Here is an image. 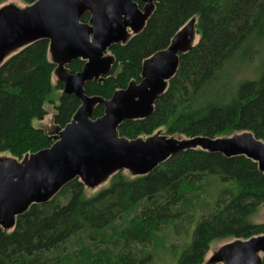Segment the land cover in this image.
<instances>
[{
	"label": "trees",
	"instance_id": "trees-1",
	"mask_svg": "<svg viewBox=\"0 0 264 264\" xmlns=\"http://www.w3.org/2000/svg\"><path fill=\"white\" fill-rule=\"evenodd\" d=\"M192 19L198 43L179 55L178 71L153 113L123 122L119 136L134 140L162 131L215 139L250 132L264 143V0L157 3L141 33L110 48V74L86 83L85 94L107 100L139 82L143 63ZM83 65L79 59L67 68L74 74ZM251 67L254 79L240 76ZM55 69L45 40L16 51L0 66V154L21 161L52 145L53 133L32 125L47 115V104L54 107L53 128L71 121L80 102L62 94L60 82L52 84ZM103 111L97 105L93 118ZM85 190L74 180L48 203L18 216L11 231L0 228V264H153L157 256L174 258V264H203L214 241L264 235V224L252 221L264 203V175L243 156L188 150L146 176L118 172L92 196Z\"/></svg>",
	"mask_w": 264,
	"mask_h": 264
},
{
	"label": "water",
	"instance_id": "water-1",
	"mask_svg": "<svg viewBox=\"0 0 264 264\" xmlns=\"http://www.w3.org/2000/svg\"><path fill=\"white\" fill-rule=\"evenodd\" d=\"M35 0L25 8L0 9V66L11 55L39 41L48 42V55L56 66L62 94L73 95L80 105L71 121L49 148L26 155L21 161L0 160V228L11 231L18 216L32 205L48 203L67 184L80 181L94 188L122 171L133 177L146 176L172 156L188 150L243 156L257 164L264 175V143L250 132L221 138H176L160 133L128 140L118 128L126 121L146 119L154 104L176 75L179 55L195 44V19L187 22L167 48L147 59L141 80L117 90L110 99L87 96L86 83L107 77L114 65L108 53L141 33L155 5L163 0ZM88 15V21L82 18ZM84 61L71 73L67 66ZM97 105L103 115L93 118ZM264 235L224 244L208 264H263Z\"/></svg>",
	"mask_w": 264,
	"mask_h": 264
},
{
	"label": "rangeland",
	"instance_id": "rangeland-1",
	"mask_svg": "<svg viewBox=\"0 0 264 264\" xmlns=\"http://www.w3.org/2000/svg\"><path fill=\"white\" fill-rule=\"evenodd\" d=\"M27 5L28 4H25L22 0H6L5 2L0 4V9L2 7H5V6H13V7H16V8L23 9ZM198 41H199V36H196L195 40H194V44H197ZM11 55H12V53H11ZM11 55H9V56H11ZM49 59H50V56H49ZM253 68H254V64H253ZM253 68L252 67L251 68H246L245 70H243L240 73V76L245 78V79H250V78H253V77L255 78L257 74H255V69L253 70ZM55 72H56V70L53 72V75H52V84L53 85H55L57 83V75H56ZM257 73H258V70H257ZM58 94L59 93L56 92L55 97H57ZM44 108L47 111V115L41 121L40 120H33L32 125L36 129H43L45 131H49V132L53 133V136H56L57 135L56 133L58 132V130H56L52 126V118H53V115H54V107H53V105L47 104V105H45ZM158 133L163 134L162 131H160ZM8 158H12L8 153H1L0 154V160L8 159ZM122 173L125 176H127V177H130V178L133 177L132 174L129 173L128 171H122ZM110 178H108L107 180L103 181L102 183H100L98 186H96L94 188H85L86 189L85 190L86 196L90 197L93 194L97 193L98 191L102 190L103 188L107 187L108 184H109V179ZM252 221L255 224H264V203L258 208L256 214L252 218ZM232 241H234V240H220V241L212 242L210 244V246H209V249H208L206 255H205L203 264H208L210 258L213 256V254L217 251L218 248H220L224 244L230 243ZM172 242H174L176 244L181 243V241L179 239H176L174 237L172 239ZM175 260L176 259L170 258V257L164 258V257L157 256V258L155 259V263H153V264H174Z\"/></svg>",
	"mask_w": 264,
	"mask_h": 264
}]
</instances>
